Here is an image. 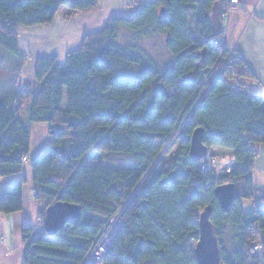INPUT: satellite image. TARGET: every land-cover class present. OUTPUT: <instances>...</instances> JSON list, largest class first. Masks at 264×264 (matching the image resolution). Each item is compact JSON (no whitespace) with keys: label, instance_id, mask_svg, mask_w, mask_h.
<instances>
[{"label":"trees","instance_id":"1","mask_svg":"<svg viewBox=\"0 0 264 264\" xmlns=\"http://www.w3.org/2000/svg\"><path fill=\"white\" fill-rule=\"evenodd\" d=\"M98 3L0 0V46L17 55L18 28L49 25L61 9L68 17L93 12ZM215 3L225 14L223 0H154L130 19L112 16L64 61L37 59L26 121L19 104H0V178L22 173L30 126L47 124L51 142L32 164L40 223L55 203L80 210L54 235L24 225L22 264H81L120 210L123 225L105 264H197L198 218L208 207L222 263L264 264V199L256 200L250 177L252 146L264 145V97L241 83L253 77L236 56L198 98L203 77L220 56L212 40L221 33L213 35L210 24ZM121 33L130 35V44L120 43ZM156 37L171 58L165 69L139 47ZM182 119L176 157L159 161ZM199 128L207 156L212 147L233 151L229 174L210 177L189 159L190 136ZM82 159L102 165H82ZM25 183L22 176L0 190V214L22 210ZM227 184L235 193L224 212L214 191ZM246 202L251 211L244 210Z\"/></svg>","mask_w":264,"mask_h":264},{"label":"crops","instance_id":"2","mask_svg":"<svg viewBox=\"0 0 264 264\" xmlns=\"http://www.w3.org/2000/svg\"><path fill=\"white\" fill-rule=\"evenodd\" d=\"M116 1L99 0L98 8L95 11L78 14V17L82 15L81 19H86L80 24L78 23L81 26L80 30L82 29L78 33L86 32V35L92 34L98 30V26L107 24V20L115 16L112 15V12L115 13ZM148 1L150 0H145V2ZM237 1V5L228 11H226L224 5L226 13L221 19L222 30L224 31L223 47L227 51L234 52L244 62L252 75L253 79L243 80L241 83L252 94L264 97V0ZM63 11L61 9L58 13H62L65 20L66 14ZM110 13L112 16L108 15ZM78 19H71L68 26L75 23ZM54 20L50 25L46 26L48 28L45 27L47 31L54 30ZM18 31L19 28L17 33ZM17 40L19 51L17 55L10 56L9 52L5 54V50L0 49V104L11 109L17 104V82L20 78L27 82L31 81L24 75L26 62L27 60L31 62V57L25 55V51L20 49L18 34ZM36 52H40V50ZM22 59L25 61H22ZM32 83L35 84V80ZM28 100L30 102V97H28ZM22 101L19 100V111L22 114V120L26 121L28 105H24ZM29 131V154L26 162L23 163L22 173L0 178V190H2L20 180L22 176L26 177V183L22 189V210L11 215L0 214V264H22L24 253L22 227L28 225L36 230H40L43 227L39 220L42 204L34 198L32 164L49 146L51 142L50 128L47 124H35L30 126ZM252 148L256 151V155L250 177L256 190V200L260 202L261 199H264V145H255ZM209 157L216 158L219 162H222L220 175H227L231 172L234 163L231 160L232 158L234 160L233 151L212 147ZM250 204L249 211L252 210V203Z\"/></svg>","mask_w":264,"mask_h":264},{"label":"rangeland","instance_id":"3","mask_svg":"<svg viewBox=\"0 0 264 264\" xmlns=\"http://www.w3.org/2000/svg\"><path fill=\"white\" fill-rule=\"evenodd\" d=\"M154 0H150L148 2H152ZM147 3L145 0H117L115 3V13L112 12V15L120 16L125 19L132 18L142 7ZM64 10V11H63ZM64 14H66L65 20L63 19V14L58 13L54 20V30L47 31L45 29L46 26H36L30 28L20 27L18 31L19 35V45L22 51H25V55H29L31 57V62L27 60L26 66L24 68V75L27 79H31V81H25L24 89L20 90L19 93L16 91L17 104H19V100H23L24 105H29V93L30 88L32 86V81L35 80V64L37 59H51L57 58L58 61H64L66 55L70 52L76 51L81 47L82 40L85 37L86 32H79L80 23L85 21L86 19H81L82 15H73L71 17L67 16V11L62 9ZM82 14V13H81ZM112 16L111 13L108 14ZM79 18L75 23H72L68 26V23L71 19ZM64 20V21H63ZM108 21V20H107ZM79 23V24H78ZM107 23V22H106ZM77 24V25H75ZM50 25V24H49ZM106 24L103 26H98V32L101 31ZM44 28V29H42ZM48 28V27H46ZM87 30L86 28H83ZM92 30V29H91ZM82 31V29L80 30ZM96 31V32H97ZM84 34V35H83ZM82 35V36H80ZM120 43L122 45L130 44V35L121 33ZM18 41V40H17ZM139 47L144 50L147 54L151 56V58L162 68L165 69L170 66L171 58L169 57L165 44L163 42L162 37H156L152 39H146L139 44ZM2 48V49H1ZM1 50H5L4 53L8 52L6 49L0 46ZM40 50V52H36ZM9 54V53H7ZM10 56H14L10 53ZM22 61H25L22 59ZM205 90L201 88L198 93V98H202L204 96ZM20 94V97L18 96ZM25 107V106H24ZM27 107V106H26ZM185 131V120L182 119L178 126L174 131V135L172 139L168 140L165 147L161 151L158 160H164L166 162H171L177 155L179 143L183 137ZM82 165H102V162H93L88 161L86 159H82ZM251 202H246L244 205V210L249 211V207Z\"/></svg>","mask_w":264,"mask_h":264},{"label":"water","instance_id":"4","mask_svg":"<svg viewBox=\"0 0 264 264\" xmlns=\"http://www.w3.org/2000/svg\"><path fill=\"white\" fill-rule=\"evenodd\" d=\"M210 24L213 35H216L222 29L218 3H215L211 10ZM203 139L204 130L201 128L194 130L190 136L188 156L193 162H199L208 155V148L204 145ZM214 193L221 209L227 212L234 197L235 186L233 184L218 186L215 188ZM211 211V208H206L198 218L199 238L194 249L197 264H223L215 230L210 221ZM79 214L80 210L75 205L55 203L46 209L43 221L44 230L49 235H54L63 229L67 223L77 219Z\"/></svg>","mask_w":264,"mask_h":264},{"label":"built area","instance_id":"5","mask_svg":"<svg viewBox=\"0 0 264 264\" xmlns=\"http://www.w3.org/2000/svg\"><path fill=\"white\" fill-rule=\"evenodd\" d=\"M223 3L225 5L226 11H228L233 9V7L237 5L238 1L223 0ZM224 15L225 14L221 15V19L224 17ZM219 33H221V35L218 38L212 40V45L220 51V56L218 57L215 64L207 72V74L203 77L200 85V89L204 88L205 90L204 96L207 94V91L213 81L217 79L224 71L229 70L230 66L234 64L236 60V55L234 54V52L228 51L226 54L223 53L224 31L221 29ZM23 85L24 80L23 78H20V80L17 82L18 93L22 89ZM229 87L231 90L235 89V85L233 84ZM203 97L199 100L201 101ZM173 135L168 140L172 139ZM231 160L234 161L233 158ZM23 162H26V160L24 159ZM221 163L222 162H219V160H217L216 158H212L209 156L205 157L204 159L198 162L199 169L202 172L208 173L210 177L220 175V171L222 169ZM121 215L122 212L120 210L103 225L100 232L95 237L91 247L89 248L81 264H105L106 255L111 249L115 237L123 225Z\"/></svg>","mask_w":264,"mask_h":264}]
</instances>
